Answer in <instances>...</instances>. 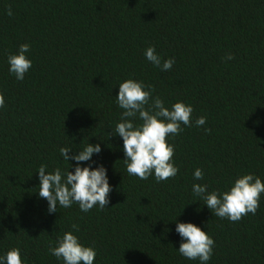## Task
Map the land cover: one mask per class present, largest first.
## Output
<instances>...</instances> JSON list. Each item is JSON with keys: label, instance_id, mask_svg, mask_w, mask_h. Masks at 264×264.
I'll return each mask as SVG.
<instances>
[{"label": "trees", "instance_id": "16d2710c", "mask_svg": "<svg viewBox=\"0 0 264 264\" xmlns=\"http://www.w3.org/2000/svg\"><path fill=\"white\" fill-rule=\"evenodd\" d=\"M23 43L32 67L18 81L7 56ZM149 46L175 60L170 70L145 59ZM125 79L166 107L193 108L192 125L167 139L173 178L126 172L122 140L109 135ZM0 94V255L19 248L24 264H62L48 249L76 224L94 264H199L176 250L175 225L190 222L214 240L208 264H264V194L255 215L231 222L191 191L193 183L227 191L247 173L264 182V0H0ZM200 116L206 123L196 127ZM87 142L100 144L92 161L107 169L109 204L49 214L36 172L66 169L59 149L75 154ZM196 168L203 180H193Z\"/></svg>", "mask_w": 264, "mask_h": 264}, {"label": "clouds", "instance_id": "9594fccd", "mask_svg": "<svg viewBox=\"0 0 264 264\" xmlns=\"http://www.w3.org/2000/svg\"><path fill=\"white\" fill-rule=\"evenodd\" d=\"M11 16L9 9L6 13ZM30 50L28 43L20 44L15 54L7 56L8 72L16 80L22 81L25 74L32 67V61L26 57ZM145 59L161 71L172 68L175 60L164 59L156 53L154 46L144 51ZM225 59L233 57L228 54ZM115 103L122 110L120 119L109 135H118L122 140L124 165L129 176L140 180H147L150 176L157 183L173 178L179 169L172 158L174 146L167 139L183 131L184 127L192 125L190 104L177 101L166 107L159 97L152 96V89L143 82L125 79L118 85ZM5 107V97L0 94V109ZM139 121V123H136ZM206 118H196V127L203 126ZM205 132L208 129H204ZM72 147H61L59 154L67 162L68 167L54 168L46 171L47 166L41 165L36 172L39 181L37 194L47 203V211L52 214L57 207L70 208L78 205L83 213L94 207L103 210L109 204L111 186L108 182L107 169L102 164L93 166L92 157L101 152L100 144L88 143L75 154H71ZM73 164H69V161ZM87 162L85 166H81ZM72 168V171H69ZM194 181L204 179L202 169L196 168L192 173ZM191 191L197 201H203L212 215L231 222L239 221L243 216L256 214L261 194H264V182L252 173L238 176L227 191H208L206 184L193 183ZM78 225L72 224L71 230L58 237L55 246H50L48 252L62 261V264H94L96 250L94 247L83 245L74 232H78ZM175 231L181 238L179 254L187 259L208 264L213 254L214 240L200 227L193 223L177 222ZM0 264H24L19 248L7 250L0 255Z\"/></svg>", "mask_w": 264, "mask_h": 264}]
</instances>
